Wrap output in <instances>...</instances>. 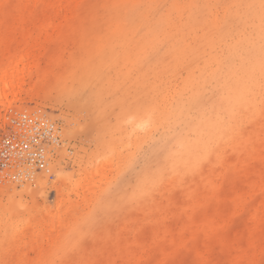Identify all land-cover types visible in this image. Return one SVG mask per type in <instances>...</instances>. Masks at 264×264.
I'll use <instances>...</instances> for the list:
<instances>
[{
  "label": "rangeland",
  "instance_id": "obj_1",
  "mask_svg": "<svg viewBox=\"0 0 264 264\" xmlns=\"http://www.w3.org/2000/svg\"><path fill=\"white\" fill-rule=\"evenodd\" d=\"M132 3L191 51L264 33V0H0V77L17 69L0 83V137L21 111L59 134L45 168L0 176V264H264V86L207 155L163 165L159 114L202 59L169 67L175 50L145 46ZM203 90L210 111L219 91Z\"/></svg>",
  "mask_w": 264,
  "mask_h": 264
},
{
  "label": "bare ground",
  "instance_id": "obj_2",
  "mask_svg": "<svg viewBox=\"0 0 264 264\" xmlns=\"http://www.w3.org/2000/svg\"><path fill=\"white\" fill-rule=\"evenodd\" d=\"M134 10L135 5L132 3L128 10L132 16L128 15L126 17L131 22H134V24L145 25V30L142 32L145 46L149 48L155 46L164 55H168L170 48L175 50L171 56L169 54L172 60L169 67L172 65L174 68L178 63H181V60H187L191 54L198 57L201 54V64L196 63L197 72L191 70L189 65L182 79L180 87L188 91L186 96L183 98V93H178L171 102H166V105L164 104L165 107L162 105L163 110L159 114V117L161 115L163 126L168 127L164 133L167 138L163 142L165 150L163 165L174 164L176 166H183V163L193 160L196 156L207 155L212 148L211 144L213 142L216 143L228 138L238 116L251 112L255 101L254 92L260 86H264V45L262 43L264 33L260 29H257L255 35H252V33L236 34L230 37L227 42L225 40L222 41V43H225L221 47L220 52L213 53L211 49L223 37L220 36L221 34L216 37L214 35L209 36L211 34H209L211 27L210 25H205L204 27L209 32L204 33V35L207 33L209 35L201 37L193 47L194 51H191L184 37L164 34L161 22L154 18V16L148 18L149 12L146 8L136 12ZM200 45L203 47H200ZM205 47L209 48L208 52L205 51ZM190 57L189 59H191ZM210 62H213L215 65L207 72L206 66ZM16 71V66H14V70L11 72H8L6 68L2 69L0 83L3 87H8L9 83L12 82L10 80L12 76L17 74ZM9 76L10 79H8ZM211 82L219 91L215 98V101L218 103L215 102L210 111H204L198 106L203 97V88ZM192 111L195 112L194 117L191 115ZM220 111H223L225 116ZM154 114L149 111L150 120H153ZM37 117L48 122L38 115ZM225 118H227V121L223 122ZM178 120L184 121L183 131H179L176 134L171 133L169 126ZM44 123L41 125H44ZM45 126L46 123L42 128ZM55 130L56 142L46 148L45 166L50 160L54 146L59 144V134H57L56 128ZM171 137L172 140L170 139ZM220 143L216 144L219 145ZM37 150L38 147L36 145L27 143L26 148L22 152L23 158L20 161V163L24 164L14 168L10 177L21 178L29 173L28 169L36 170L35 161L31 160V162H28L25 159L27 156L24 153L34 154Z\"/></svg>",
  "mask_w": 264,
  "mask_h": 264
},
{
  "label": "built area",
  "instance_id": "obj_3",
  "mask_svg": "<svg viewBox=\"0 0 264 264\" xmlns=\"http://www.w3.org/2000/svg\"><path fill=\"white\" fill-rule=\"evenodd\" d=\"M41 120L34 113L17 112L9 120V129L0 137V176L10 178L12 170L21 164L26 144L36 145L38 150L24 153L28 162L35 161V168L45 166L46 148L56 142L53 123ZM44 123V125H41ZM42 128V129H41ZM25 152V151H24ZM27 164V163H26ZM33 166V165H32Z\"/></svg>",
  "mask_w": 264,
  "mask_h": 264
}]
</instances>
